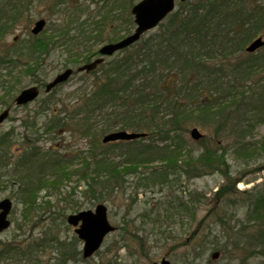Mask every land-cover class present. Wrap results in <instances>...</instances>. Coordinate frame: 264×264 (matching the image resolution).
I'll return each instance as SVG.
<instances>
[{"label": "trees", "instance_id": "16d2710c", "mask_svg": "<svg viewBox=\"0 0 264 264\" xmlns=\"http://www.w3.org/2000/svg\"><path fill=\"white\" fill-rule=\"evenodd\" d=\"M84 1L59 0L53 12L60 13L62 21H65L59 29L58 36H62L59 41L74 49L79 46L80 58L88 61L97 53L93 49L94 43L114 41L131 31L134 23L130 8L136 0H87L89 4L96 3L93 10H89V4ZM9 4L8 0H0V14L8 12L6 7ZM13 7L17 10L19 6ZM86 13L89 15L81 20L80 15ZM2 28L0 26V34ZM156 30L100 64V78L88 90L91 95H82V103L87 99L78 110L87 108L91 112L94 108H104L106 104L123 106L134 124H138L142 120L140 116H144L146 120L143 126L151 130L152 136L151 143L130 154L128 165L131 166L125 169L123 167L126 165L117 164L110 158L107 149L110 145L99 142L97 145L91 144V149L95 145L99 151L85 156L81 177L92 193L97 186L100 192L98 198L97 194H93L96 199H101L109 186H119L120 177L135 172L138 165L146 164L149 158L160 160L164 169L158 171L152 168L139 172L138 177L143 185L156 180L162 184L171 182L168 180L171 172L167 166L176 164L180 155L177 148L168 146L177 144L166 142L172 132H186L190 124L215 126V131L223 136L226 147L242 159L264 156V138L246 139L248 136L253 138L252 131L258 124L264 125V45L254 53L245 51L246 44L252 38L259 34L264 36V0L179 1L176 9ZM51 33H54V28L40 34L48 44H53L54 36ZM45 41L37 38L29 40V44L33 50H43ZM15 60L34 59L28 52L18 51L17 47L2 52L0 87L7 92L16 83L12 79L13 66L1 65L3 61ZM89 131L90 127L83 134ZM155 141L164 144L158 146L154 144ZM185 155L188 166L192 163L188 160L190 153L186 152ZM224 155V150L218 152L217 149L205 147L196 162L213 166ZM57 165H60L57 158L50 162H29L26 166L28 173L18 178V196L22 202L33 201L41 188L64 180L62 175H58L57 179L49 181L45 178L47 174L40 172L45 167ZM193 169L196 170V167ZM92 170L100 178L96 180V186H92V181L88 180ZM8 183H12V180L4 181L1 189L5 190ZM258 198L259 201L264 199L263 191L258 192ZM173 201L182 203L178 199ZM173 207L176 206L172 204ZM177 207L181 205L177 204ZM263 212L264 209L261 211L258 208L257 217H262ZM46 234L43 232L38 239L20 240L18 244H5L3 252L6 259L16 264H37V255L51 243L60 249L63 263L72 251L74 256L79 255V251L73 248L76 238L70 242L60 241ZM262 234L264 231L259 232V236ZM214 247L217 248V244Z\"/></svg>", "mask_w": 264, "mask_h": 264}, {"label": "rangeland", "instance_id": "374dc122", "mask_svg": "<svg viewBox=\"0 0 264 264\" xmlns=\"http://www.w3.org/2000/svg\"><path fill=\"white\" fill-rule=\"evenodd\" d=\"M35 1L37 4H43L38 0ZM22 10L24 14H26L25 18L22 19L24 21L12 24L4 35L5 41H10L14 36L24 37L33 22L44 13V7L39 5L35 6V3L23 7ZM28 26L29 28H27ZM156 31L157 30H154L152 33ZM105 42H107V40L102 43ZM102 43L94 46V50ZM61 53L66 52L64 50L53 52L39 67L37 72H43L41 77L44 78L45 82L64 68V66L61 65L64 54ZM93 78V76H85L83 73L73 74L54 92L55 102L65 100L66 97L72 96L74 92L77 93L81 89L85 88L88 90ZM24 80L21 88L35 84L28 77ZM43 96L44 93L42 91L39 97ZM38 103L39 100H35L28 104L26 108L16 107L12 109L9 116L10 119L5 120L1 125L0 133L13 125L21 134L24 130L21 119H23L27 113L31 114ZM2 108L3 107H1L0 110ZM124 113L125 109L115 110L114 107L104 109L100 114H93L94 118H92L90 122L93 126L97 124L98 127H103L107 123L113 128L112 130L118 129L120 125L128 122L125 119ZM140 126L143 127V124L140 123ZM192 126H197L199 130L204 133L205 139L203 143L193 141L188 130L187 132L170 135L168 138L169 141L178 144L181 140L182 143L179 145L168 144V146L178 149V154L180 155L179 159L183 165L185 164V162H183L185 150H189L190 159L188 160H191L192 164H195L197 168H201V170L196 171L199 175L187 177L185 172H183L172 188H168V190L165 191L162 190L161 192H157L156 190L144 192L142 189H136L135 182L138 181V178L135 179L130 176L124 177L126 180L124 184L121 187L115 186V191L110 193V197L112 196V198L109 197V199L103 201L108 208L109 220L117 227H122L123 230L117 229L109 234L104 239L101 248L97 250L92 257L87 259V261H77L73 262V264H99L106 263L109 260L112 262L117 260L121 264H147L149 258L144 255L149 253V257L157 259L160 254L167 252V249L172 247L173 242L171 239H155L159 235V231L163 235L170 232L172 235H176L182 239L185 238L188 231L196 225L200 226L196 238L189 243L186 249H181L182 246L177 247L175 254H171L172 256L169 257L173 264H185L183 254L181 253L182 250L189 251L191 248L194 249L196 244L200 242L205 244L214 240H217L218 244L219 240H221V244H223L225 248L224 251H220V256L217 259L211 258L212 249L204 251L203 255L198 259L201 264H264V255H253V252H258L259 247L257 245H251L257 243L253 235L257 232L259 226L256 223L253 225L249 222L246 223L242 219L244 216V209L239 207L242 203H249L248 199L251 194L253 198L254 189L257 191H264V156L260 155L253 160H248L242 159L236 154L230 155L232 149L226 147L223 136L215 131V126L196 123L189 125V128H187L190 129ZM54 137L55 141L50 144H57L62 152L78 154L85 152L88 148L89 138L81 136L75 128L66 133L55 135ZM252 137L253 138L248 136L247 140H263V124H258L253 129ZM44 140L45 141H42L41 139L39 144L46 148L50 145L49 139L45 137ZM205 142L210 143L216 148L217 146H215V144L223 146L226 153V155H224L225 161L221 159L219 163L209 167L205 166L207 163H197L196 158L198 154L202 152L203 147L206 146ZM145 143H147V140L141 141L139 144L137 142L117 144L119 146L116 151L125 156L127 152H132L131 149L136 150L143 147ZM127 145H129V147H127ZM161 164L159 160L153 158L151 162L145 164L143 167L146 169L152 166H160ZM143 167H141L140 171L144 170ZM70 187L75 193L73 200L78 198V201L82 204V208H94L95 202H93L91 198L87 199L88 195H84L82 192L83 187L75 176L70 180L67 187H64L63 191L69 190ZM221 187H224V190H227L229 193L226 192L225 194H227V197L222 199L216 198V192L218 191L216 189ZM166 192L169 193V196L181 197L185 202L188 199L192 200L187 206L189 208H195L192 210L194 215L188 210H182L181 212L174 209L172 210L169 207V202L166 203ZM41 194L45 195V192L42 191ZM62 196H64V193L54 194L49 197L48 201L52 202V206L50 209L49 206H47L46 212L49 211L52 217L55 218L50 220V225L56 229V232H61V234L65 236L74 233L73 227L69 225L65 228L59 216L64 214L67 208L72 207V205L69 204L72 199L65 198V201H63L61 199ZM217 199H219V201L216 203L219 204L214 208L213 212H210V209ZM220 213L225 214V219L232 214L231 221L221 226L217 224L216 215ZM20 215L21 205L15 202L13 212L11 213V219L14 218L15 221L12 222L11 228L8 231L0 235V242L10 239L14 232L13 228L17 227L18 223H21ZM154 217L162 218V221H160L161 224L158 227V224L154 222ZM163 217H165L166 220H164ZM234 220H236V222ZM183 223H185V226L181 228ZM47 225H49V223L47 216H45L43 223H39L38 226L32 222L28 223V227H25V232L29 233L28 228H30L33 230L32 234L38 236L41 234L42 230L46 229ZM187 226L188 229L186 230L185 228H187ZM228 227H233V230ZM261 228L264 229V224ZM129 230H131V232L127 233ZM126 235L134 236V241H129L127 246H123L125 242L123 238ZM244 235L245 238L243 239L242 236ZM220 237L221 239H219ZM231 242H238V244H240L239 248L234 249ZM141 243L146 249H141ZM79 248L81 249V245ZM49 255V251L45 252L42 259L47 260ZM50 262H53V260Z\"/></svg>", "mask_w": 264, "mask_h": 264}, {"label": "water", "instance_id": "95a60500", "mask_svg": "<svg viewBox=\"0 0 264 264\" xmlns=\"http://www.w3.org/2000/svg\"><path fill=\"white\" fill-rule=\"evenodd\" d=\"M173 8L174 0H140L131 9L132 14L134 15V21L137 25L134 32L117 42L104 45L100 48V53L112 54L115 50L121 49L133 43L139 38L141 33L154 27ZM42 25L43 21H38L35 28H33V31H39L42 28ZM262 44V38L257 37L247 46L246 49L248 51H253L256 48L260 47ZM101 60L102 59H96L92 63L82 66L80 69L89 70L95 67V65ZM70 72L71 70L67 69L65 72L59 74L51 83L47 84V89L64 80ZM36 94L37 91L35 88L23 90L18 96L17 101L24 102L26 100L32 99ZM6 113L7 111H4L0 115V121L3 119ZM139 135L140 134L138 133H127L125 131H119L107 134L103 138V140L108 141L116 139H130L138 137ZM191 135L193 138H198L201 136L196 128H193L191 130ZM0 207L2 208V211L0 212V229H2L9 224V222L5 218L7 212L10 209V201L8 199L2 200L0 202ZM80 219L82 223L80 227L76 229V232L78 233L79 237L85 241L83 255L84 257H87L99 247L104 235L113 230L114 227L108 222L106 218V207L102 204H98L96 206L95 212L87 210L79 212L75 215H70L68 217V221L73 224H77ZM159 264H170V262L163 258Z\"/></svg>", "mask_w": 264, "mask_h": 264}]
</instances>
